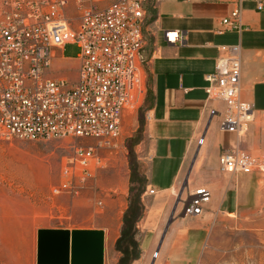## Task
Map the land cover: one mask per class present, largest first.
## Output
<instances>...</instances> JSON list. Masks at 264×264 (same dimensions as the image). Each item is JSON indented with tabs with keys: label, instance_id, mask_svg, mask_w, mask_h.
I'll return each instance as SVG.
<instances>
[{
	"label": "built area",
	"instance_id": "built-area-1",
	"mask_svg": "<svg viewBox=\"0 0 264 264\" xmlns=\"http://www.w3.org/2000/svg\"><path fill=\"white\" fill-rule=\"evenodd\" d=\"M161 1L1 0L0 141L96 139L95 144L71 145L73 155L65 158L62 181L51 189L53 194L78 193V183L92 176L89 163L98 165L101 149L114 147L124 111L145 96L140 52L146 43L149 10L154 11L155 24ZM245 1L264 9V0H237L221 19L220 32L241 30ZM164 37L172 43L183 41L177 30H165ZM66 43L79 47L76 58L64 55ZM217 49L214 70L205 75V92L207 101L222 103L223 109L208 107L209 121L219 117L220 130L236 136L234 148L218 155V170L229 175L264 173V157L239 147L256 117L253 103L240 97V44ZM64 61L74 69L73 79L60 74ZM202 142L199 137L197 144ZM144 193L155 191L147 187ZM186 194L184 215H202L211 199L209 188L188 187Z\"/></svg>",
	"mask_w": 264,
	"mask_h": 264
},
{
	"label": "crops",
	"instance_id": "crops-1",
	"mask_svg": "<svg viewBox=\"0 0 264 264\" xmlns=\"http://www.w3.org/2000/svg\"><path fill=\"white\" fill-rule=\"evenodd\" d=\"M236 1L163 0L158 5L157 17L155 13V24L154 11L149 10L140 62L150 101L146 123L150 142L146 186L153 188L155 194L140 196L144 211L135 225L138 255L132 257L130 264H197L212 217L221 213L238 216L261 212L258 206L245 203L250 189L248 181L253 174L229 175L218 170V155L234 148L236 136L220 130L219 117L209 121L208 107L222 110L223 105L207 101L205 92L208 85L205 75L214 70L217 46L240 44V97L253 103L256 117L249 127L253 129L252 133L249 129L251 138L242 137L239 147L254 155L256 152L264 155V135L260 138L256 132L257 127L264 128V9L257 10L251 1L242 2L241 30L220 32L221 19L229 15ZM165 30L179 31L183 41H167ZM199 137H203L201 145L197 144ZM184 181L191 189L204 185L211 192L210 202L200 216H185L182 205H175L173 194ZM126 209L127 203L115 220L95 226L45 229L100 230L102 264H118L122 253L116 243ZM34 262L37 264V242Z\"/></svg>",
	"mask_w": 264,
	"mask_h": 264
},
{
	"label": "rangeland",
	"instance_id": "rangeland-1",
	"mask_svg": "<svg viewBox=\"0 0 264 264\" xmlns=\"http://www.w3.org/2000/svg\"><path fill=\"white\" fill-rule=\"evenodd\" d=\"M79 52L74 43H66L63 49L64 55L73 59ZM71 67L64 61L60 74L73 79ZM139 74L146 82L140 60ZM148 95L147 89L138 104L124 111L114 147L101 149L103 159L98 165L89 163L92 176L78 183L76 195L53 194L51 189L62 181L60 170L65 158L73 155L71 145L95 144L96 139L66 136L44 141H0V264H35L37 231L41 228L99 225L115 220L126 203L128 206L135 188L147 183ZM250 130L246 135L251 138ZM256 132L261 138L263 126ZM203 161L202 158V169ZM248 185L245 203L258 206L261 212L212 217L197 264H264V173H253ZM188 187L184 181L173 194L176 206L182 205ZM146 188L145 185L144 192Z\"/></svg>",
	"mask_w": 264,
	"mask_h": 264
},
{
	"label": "water",
	"instance_id": "water-1",
	"mask_svg": "<svg viewBox=\"0 0 264 264\" xmlns=\"http://www.w3.org/2000/svg\"><path fill=\"white\" fill-rule=\"evenodd\" d=\"M184 214V213H182ZM100 230L45 229L37 231V264H102Z\"/></svg>",
	"mask_w": 264,
	"mask_h": 264
},
{
	"label": "trees",
	"instance_id": "trees-1",
	"mask_svg": "<svg viewBox=\"0 0 264 264\" xmlns=\"http://www.w3.org/2000/svg\"><path fill=\"white\" fill-rule=\"evenodd\" d=\"M145 185V181L140 183V185L135 188L136 191L132 194V197L128 198V206L122 218L123 227L121 236L116 243V248L122 253L118 264H130L133 261L132 257L138 255L136 251L138 243L135 237L138 231L135 225L143 216L144 206L140 200V196L145 190Z\"/></svg>",
	"mask_w": 264,
	"mask_h": 264
}]
</instances>
